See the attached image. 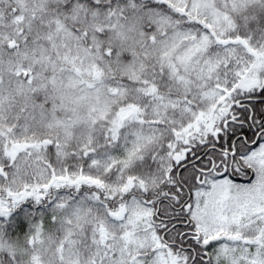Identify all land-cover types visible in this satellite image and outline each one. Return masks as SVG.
Here are the masks:
<instances>
[{"label": "snow or ice", "instance_id": "6c2138e0", "mask_svg": "<svg viewBox=\"0 0 264 264\" xmlns=\"http://www.w3.org/2000/svg\"><path fill=\"white\" fill-rule=\"evenodd\" d=\"M0 264H264V0H0Z\"/></svg>", "mask_w": 264, "mask_h": 264}]
</instances>
